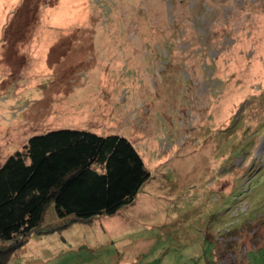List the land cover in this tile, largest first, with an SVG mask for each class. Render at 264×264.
<instances>
[{
  "label": "rangeland",
  "instance_id": "374dc122",
  "mask_svg": "<svg viewBox=\"0 0 264 264\" xmlns=\"http://www.w3.org/2000/svg\"><path fill=\"white\" fill-rule=\"evenodd\" d=\"M57 128L129 138L149 180L8 264H264V0H0V165Z\"/></svg>",
  "mask_w": 264,
  "mask_h": 264
},
{
  "label": "trees",
  "instance_id": "16d2710c",
  "mask_svg": "<svg viewBox=\"0 0 264 264\" xmlns=\"http://www.w3.org/2000/svg\"><path fill=\"white\" fill-rule=\"evenodd\" d=\"M150 174L133 142L118 134L57 128L30 136L0 165V264H8L52 203L72 223L115 215L131 204Z\"/></svg>",
  "mask_w": 264,
  "mask_h": 264
}]
</instances>
